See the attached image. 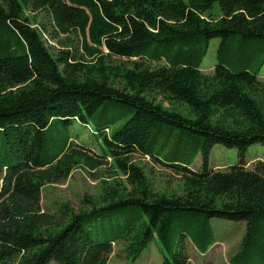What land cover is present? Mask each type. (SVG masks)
I'll return each mask as SVG.
<instances>
[{
  "label": "trees",
  "instance_id": "1",
  "mask_svg": "<svg viewBox=\"0 0 264 264\" xmlns=\"http://www.w3.org/2000/svg\"><path fill=\"white\" fill-rule=\"evenodd\" d=\"M216 2L222 14L206 16ZM36 12L53 28L34 26ZM45 32L78 35L83 52L51 51ZM263 66L264 0H0V264H108L118 241L132 262L157 241L160 264H194L187 239L208 252L214 218L246 223L230 264H264V160L243 163L264 145ZM216 144L240 163L215 167ZM136 154L173 168L183 192L155 191ZM109 167L125 182L104 181L100 199L43 209L47 184Z\"/></svg>",
  "mask_w": 264,
  "mask_h": 264
},
{
  "label": "rangeland",
  "instance_id": "2",
  "mask_svg": "<svg viewBox=\"0 0 264 264\" xmlns=\"http://www.w3.org/2000/svg\"><path fill=\"white\" fill-rule=\"evenodd\" d=\"M222 14L219 3L216 2L210 13L206 16L210 18H217ZM36 19V24L40 29L45 30V27L52 29L53 21L46 12H36L31 15ZM47 45L50 46L51 51L58 52L61 49L77 50V54H81L83 50L80 48L81 40L76 34L64 35L53 39L46 32L43 34ZM220 44L219 38H213L210 41V46L202 62V69L204 73L212 74L215 65L217 64V49ZM115 61L118 58H114ZM117 63V62H114ZM261 80L264 81V66L260 70ZM157 101L162 102L166 107L176 109L187 113L188 110L185 105L181 103L171 104L162 96L157 97ZM73 133H78L77 142L84 144L93 152H100L99 143L96 141L93 131L89 126L76 123L73 128ZM255 160H264V145L261 143L253 144L249 147L245 161L243 162L247 168L255 167ZM134 161L141 165L149 176L151 185L155 191H162L168 194H181L183 192V180L173 168L153 162L150 158L141 157L136 154ZM200 161V162H199ZM194 162L195 165L201 163ZM212 163L221 165H234L240 163L238 151L235 148H228L222 144H216L213 148ZM227 165V166H228ZM3 172L0 170V188L2 183ZM117 180L120 184L125 182V176L117 172L113 168H102L96 171H87L84 169H76L71 176L60 183L47 184L41 193V204L45 211L54 213L56 204L69 201L76 209L83 208L81 198L88 194L90 196L101 198L104 192V184L106 181L109 186L115 184ZM212 226L215 230L217 242L214 244L209 252L195 251L194 247L188 243V253L190 257L197 264H230V257L240 248L242 238L246 231V223L244 221H233L221 218L212 219ZM191 241L190 239H188ZM124 241L113 243L114 251L110 256L108 264H160L163 260L162 253L159 250L157 241H153L142 253L141 257L135 261H129L126 253L123 250ZM50 264H61L53 261Z\"/></svg>",
  "mask_w": 264,
  "mask_h": 264
},
{
  "label": "crops",
  "instance_id": "3",
  "mask_svg": "<svg viewBox=\"0 0 264 264\" xmlns=\"http://www.w3.org/2000/svg\"><path fill=\"white\" fill-rule=\"evenodd\" d=\"M203 70V69H202ZM259 77L261 78V75L259 74ZM212 155H213V152H212ZM217 166H223V165H219V164H217V163H215V167H217ZM218 240V239H217ZM187 241L190 243V245L191 246H193L194 247V249H195V251H197V253H201L197 248H196V246L191 242V241H189L188 239H187ZM217 242V241H216ZM216 244V243H215ZM187 249H189L188 248V243L186 242V252H187V255H188V257H189V259L194 263V264H197L191 257H190V254L188 253V250ZM209 252V251H208ZM208 252H206L205 254H207ZM201 255V254H200Z\"/></svg>",
  "mask_w": 264,
  "mask_h": 264
}]
</instances>
